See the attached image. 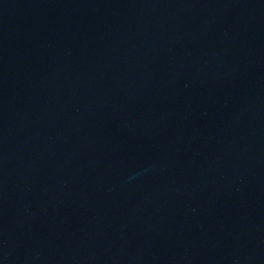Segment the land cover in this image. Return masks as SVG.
Wrapping results in <instances>:
<instances>
[{
    "label": "water",
    "instance_id": "obj_1",
    "mask_svg": "<svg viewBox=\"0 0 264 264\" xmlns=\"http://www.w3.org/2000/svg\"><path fill=\"white\" fill-rule=\"evenodd\" d=\"M0 264H264V0H0Z\"/></svg>",
    "mask_w": 264,
    "mask_h": 264
}]
</instances>
